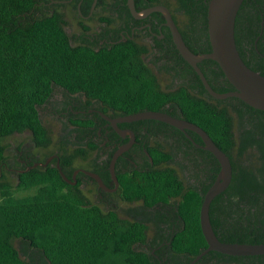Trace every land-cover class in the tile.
Listing matches in <instances>:
<instances>
[{"label": "trees", "instance_id": "trees-1", "mask_svg": "<svg viewBox=\"0 0 264 264\" xmlns=\"http://www.w3.org/2000/svg\"><path fill=\"white\" fill-rule=\"evenodd\" d=\"M38 1L0 0V264H188L207 246L199 213L219 162L212 152L194 146L189 138L185 137L190 148L206 155L207 178L201 185L192 180L198 177L193 176L200 166L198 155L170 163L172 154L154 144L147 150L158 164L117 175L124 199L142 198L159 206L153 216L151 239L169 242L159 253L161 258L165 256L161 262L151 253L132 247L148 238L149 225L143 219L102 210L71 185L55 164L14 174L4 168V137L29 131L38 145L48 147L51 143L38 108L55 86L69 92L82 89L122 98L105 103L125 112L161 110L201 126L232 164L229 185L210 203L214 232L223 241L264 242V110L237 96H211L183 57L190 82L165 88L142 59H131L122 51L128 47L130 55L134 47H142L140 44L119 42L105 51L72 45L63 19L39 10ZM178 1L184 16L178 14L182 19L177 24L186 44L194 52L209 51L208 0ZM246 5L247 15L240 16ZM235 42L244 62L264 75V0H243L235 20ZM198 65L215 90L234 89L215 60L206 58ZM130 82H134L133 87L124 85ZM135 95L138 99H129ZM84 120L78 117L74 122ZM188 133L202 143L196 132ZM60 149V168L70 176L63 162L68 159L64 142ZM30 189L34 191L17 194ZM167 203L171 204L172 220L161 211ZM161 222H167L169 228L163 229ZM193 264H264V254L209 250Z\"/></svg>", "mask_w": 264, "mask_h": 264}, {"label": "flooded vegetation", "instance_id": "flooded-vegetation-1", "mask_svg": "<svg viewBox=\"0 0 264 264\" xmlns=\"http://www.w3.org/2000/svg\"><path fill=\"white\" fill-rule=\"evenodd\" d=\"M153 5L167 7L178 27V14L184 16V10L180 9L178 0H133V9L129 6L128 0H39L37 3L39 10L57 14L63 19L64 29L72 45H90L95 51H105L114 49L112 45L119 42L130 41L140 44L142 47H134L130 55L128 47H123L122 51L131 59H142L156 75L160 84L161 76L167 74L172 76L171 83L161 84L162 87L175 88L182 83L186 85L190 82L188 62L186 64L181 58L162 11H146ZM247 11L249 10L246 5L240 16L247 15ZM245 51L249 55L250 52ZM134 65L139 66L138 63ZM129 66L132 67V63H129ZM165 69L171 73H167ZM124 85H129L131 88L134 82ZM138 97V95L130 96L129 99L135 100ZM117 100L122 98L104 97L94 92L90 94L82 89L69 92L62 86H55L50 97L38 108V112L49 132H51L50 128L44 123L43 117L48 115L60 120V136L55 142L56 145L52 150L50 144L48 147L40 146L31 138L30 132L25 131L29 133V143L23 148L15 147L18 152L10 159L13 164L11 168L14 172H18L35 166L45 167L48 164H56V161L60 163L62 153L60 145L64 142L68 159L63 162L70 176L63 173L71 185L77 186L85 198L97 204L102 210L113 211L120 217L129 219H143L149 225L148 230H153V216L155 208L159 206L149 204L142 198L124 199L117 175L148 170L158 164L159 162H155L147 150L152 144L159 150L172 154L170 163L178 158L183 161L185 157L191 158L198 153L194 148H190L185 139L189 136L192 138L188 133L189 129L177 128V131L152 118L119 120L121 116L133 111L125 112L105 103ZM78 117H85V120L82 123L74 122ZM130 132L133 133L131 145L119 152L114 159L115 178L110 164L120 146L131 139ZM193 141L194 146L205 149L200 146L203 141L202 143L194 139ZM205 156L204 152L198 155L200 166L196 172L193 171L194 178L196 175L198 177L197 180H192L199 185L200 182H206L207 178ZM176 167L179 169L178 166ZM178 171L182 173V170ZM120 202L132 205L131 208L134 209L123 212ZM168 203L162 205L161 211L172 220L173 212L171 204ZM161 225L163 229L169 228L167 222H161ZM168 243L165 239L156 241L147 238L133 243L132 247L137 251L151 253L161 262L164 261L165 256L161 258L159 253L166 250L165 244Z\"/></svg>", "mask_w": 264, "mask_h": 264}, {"label": "water", "instance_id": "water-1", "mask_svg": "<svg viewBox=\"0 0 264 264\" xmlns=\"http://www.w3.org/2000/svg\"><path fill=\"white\" fill-rule=\"evenodd\" d=\"M242 2L243 0H208L207 29L210 50L200 53L194 52L186 44L167 7L163 5H153L146 11H162L166 17L167 24L170 26L173 41L181 56L193 67L211 96L220 99L228 96H237L249 105L264 110V75L252 69L244 62L235 42V20ZM128 4L132 9L134 8L133 0H128ZM206 58L213 59L218 63L225 77L234 86V89L217 91L210 85L204 72L198 65L199 61ZM146 118L161 120L179 129H189L196 132L203 141L200 146L212 152L219 162V171L212 184L203 194L200 206V225L207 246L188 264H193L209 250L237 255L264 254V242L248 243L223 241L219 239L214 232L209 215L210 203L217 194L227 188L232 178V164L226 152L212 140L210 135L201 126L165 111L153 109L139 110L123 115L119 120L132 121ZM130 134L131 139L127 143L121 145L112 158L110 169L115 178L114 159L119 152L127 149L131 145L133 133L130 132ZM189 138L193 141L190 136ZM55 165L59 168L62 176L69 181L67 176L60 169L58 161H56ZM98 180L100 181L99 178Z\"/></svg>", "mask_w": 264, "mask_h": 264}, {"label": "rangeland", "instance_id": "rangeland-1", "mask_svg": "<svg viewBox=\"0 0 264 264\" xmlns=\"http://www.w3.org/2000/svg\"><path fill=\"white\" fill-rule=\"evenodd\" d=\"M179 19L181 20L182 17L179 16ZM161 84L165 85L168 83H171L172 81V76L166 75V76H161L160 77ZM44 123L50 128V136H51V143H50V149L52 150L54 147L56 140L60 136V120L53 117V116H48L45 115L43 117ZM29 133L28 132H22V133H14L9 136H6L3 138V142L6 145V153H7V164L5 165L4 168L7 169V171H11V174H14V170L11 168L13 167L12 162L10 161L11 158L18 152L15 147H20L23 148L24 146H27V143H29L28 140ZM16 160V158H15ZM16 162V161H15ZM184 172V169L182 170ZM33 189L26 190V191H20L17 194L18 195H24L27 193L33 192ZM123 208V212H129L130 210H133L134 208L127 203L120 202L119 204ZM125 214V213H124ZM148 238H153L154 236V231L153 230H148Z\"/></svg>", "mask_w": 264, "mask_h": 264}]
</instances>
